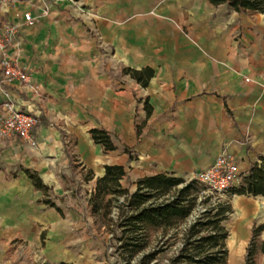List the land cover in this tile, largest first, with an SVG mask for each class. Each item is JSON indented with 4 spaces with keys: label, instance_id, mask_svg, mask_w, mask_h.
I'll use <instances>...</instances> for the list:
<instances>
[{
    "label": "crops",
    "instance_id": "crops-1",
    "mask_svg": "<svg viewBox=\"0 0 264 264\" xmlns=\"http://www.w3.org/2000/svg\"><path fill=\"white\" fill-rule=\"evenodd\" d=\"M29 4L37 11L47 7L43 23L19 26L9 52L31 69V85L0 72V114L9 103L39 116L41 124L31 134L34 147L13 135L0 139V264L13 259L5 254L9 240L53 214L20 166L35 169L52 195L65 191L58 179L60 171L68 172L61 130L75 136L79 159L93 173L90 188L104 163L121 164L132 190L142 175L189 177L221 150L235 157L239 173L264 153L260 12L239 15L227 6L222 12L215 9L223 3L207 0ZM91 18L102 46L84 29ZM122 65H149L153 73L140 86L120 73ZM144 99L151 106L147 115ZM91 126L105 127L116 147L104 150L92 142Z\"/></svg>",
    "mask_w": 264,
    "mask_h": 264
},
{
    "label": "trees",
    "instance_id": "trees-1",
    "mask_svg": "<svg viewBox=\"0 0 264 264\" xmlns=\"http://www.w3.org/2000/svg\"><path fill=\"white\" fill-rule=\"evenodd\" d=\"M207 1L214 5L223 3L235 11L260 12L264 19V0ZM120 73L128 75L140 86H145L153 69L149 65H122ZM142 107L147 115L151 106L145 99ZM40 124L39 117L31 126L30 133L33 134ZM139 126L140 124L135 126L136 134L139 133ZM87 132L92 142L100 144L102 149L116 147L105 127L91 126ZM61 139L69 162L84 167L83 179H91L92 170L80 161L73 160L75 136L61 130ZM122 150L129 151L124 144ZM20 168L33 188L40 191L38 200L62 215L61 208L49 196L50 186L42 181L37 171L25 166ZM124 174L121 164L104 163L102 173L93 179L86 201L90 214L100 224L113 223L118 230L119 248L127 253V258L137 254L136 264H158L156 254L176 239L178 245L163 264H228L225 246L227 229L223 224L232 210L228 196L264 195V153L261 152H257L255 158L239 173L238 182L224 190V197L212 201V194L208 191L204 193L205 185L194 178H184L171 172H157L136 177L132 181L134 187L130 190L121 183ZM197 203L201 204V208L190 216ZM189 216L191 218L187 219ZM263 225L261 222L252 227L244 249L243 264H264V238L259 237ZM149 244L152 245L148 248ZM53 264L74 263L59 260Z\"/></svg>",
    "mask_w": 264,
    "mask_h": 264
},
{
    "label": "rangeland",
    "instance_id": "rangeland-1",
    "mask_svg": "<svg viewBox=\"0 0 264 264\" xmlns=\"http://www.w3.org/2000/svg\"><path fill=\"white\" fill-rule=\"evenodd\" d=\"M225 6L224 4L217 5L215 10L224 12ZM34 7L29 4V0H0V21L16 20L18 18L16 13L31 9L32 13L38 16L33 24L41 25L45 12L42 13V9L37 11ZM238 14L252 16L256 12L247 10L239 11ZM83 25L86 33L95 39L96 45L102 46L94 20L91 18ZM74 152L73 160L80 161L76 148ZM67 159L68 172L60 171L58 173L59 182L62 189L65 190L64 193L52 195V188L49 185L50 198L63 207L62 217L60 218L52 207L53 214L46 220V223L36 222L32 224L29 231L27 230L26 236L19 235V237L9 240L5 246V254L13 257L11 264H41L42 262L53 264L59 260L71 261L74 264H136L137 254L127 258V253L119 248L118 230L113 226V223L100 224L96 217L90 214L86 201L90 185L88 180L83 179L85 168L78 163H70L68 156ZM80 163L82 162L80 161ZM83 165L89 168V166ZM238 180L239 177L235 183ZM122 184L129 187L130 181L123 178ZM206 192L205 189L204 193ZM210 194H212L211 201L224 197L223 193L213 192ZM228 201L232 210L223 220L227 229L225 238L227 262L228 264H243L244 249L252 227L261 222L264 223V195L231 194L228 196ZM198 208H201L199 203L196 204L190 216ZM113 212L114 210H112V216H114ZM190 216L187 219L191 218ZM259 237L264 238V225L260 230ZM150 245L152 244H149L148 248ZM177 245V239L166 245L156 254V262L163 264Z\"/></svg>",
    "mask_w": 264,
    "mask_h": 264
},
{
    "label": "built area",
    "instance_id": "built-area-1",
    "mask_svg": "<svg viewBox=\"0 0 264 264\" xmlns=\"http://www.w3.org/2000/svg\"><path fill=\"white\" fill-rule=\"evenodd\" d=\"M41 12H45V7ZM16 20L0 21V72L2 75L18 79L21 83L30 84L31 69L17 63L15 55L9 52V47L17 44L18 28L21 25H32L38 16L31 10L25 9L16 13ZM35 89V86H33ZM0 114V139L5 136H18L24 139L31 147L35 146L34 138L30 133L31 126L38 121V116L23 109L13 107L9 103H3ZM239 177V171L235 157L221 150L212 161L203 168L193 171L189 178L205 185L210 193H223L226 188L235 183Z\"/></svg>",
    "mask_w": 264,
    "mask_h": 264
}]
</instances>
